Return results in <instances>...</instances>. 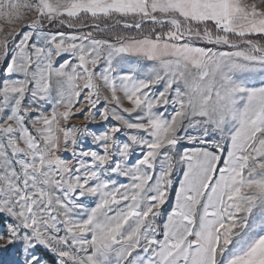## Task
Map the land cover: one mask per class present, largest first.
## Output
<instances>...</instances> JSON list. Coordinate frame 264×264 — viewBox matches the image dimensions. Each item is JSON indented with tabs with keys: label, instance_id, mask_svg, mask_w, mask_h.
<instances>
[{
	"label": "snow or ice",
	"instance_id": "obj_1",
	"mask_svg": "<svg viewBox=\"0 0 264 264\" xmlns=\"http://www.w3.org/2000/svg\"><path fill=\"white\" fill-rule=\"evenodd\" d=\"M0 264H264V0H0Z\"/></svg>",
	"mask_w": 264,
	"mask_h": 264
},
{
	"label": "rangeland",
	"instance_id": "obj_2",
	"mask_svg": "<svg viewBox=\"0 0 264 264\" xmlns=\"http://www.w3.org/2000/svg\"><path fill=\"white\" fill-rule=\"evenodd\" d=\"M170 203H174V194L170 197ZM164 208H165V209H169V205L166 204V205L164 206ZM162 215H166V214H164V213L162 212Z\"/></svg>",
	"mask_w": 264,
	"mask_h": 264
},
{
	"label": "bare ground",
	"instance_id": "obj_3",
	"mask_svg": "<svg viewBox=\"0 0 264 264\" xmlns=\"http://www.w3.org/2000/svg\"><path fill=\"white\" fill-rule=\"evenodd\" d=\"M75 123H87L86 121H74Z\"/></svg>",
	"mask_w": 264,
	"mask_h": 264
}]
</instances>
